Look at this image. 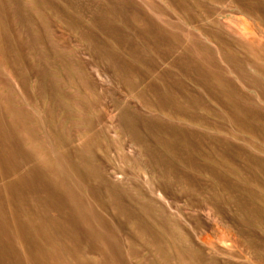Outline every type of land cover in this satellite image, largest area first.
Here are the masks:
<instances>
[{
  "label": "rangeland",
  "instance_id": "374dc122",
  "mask_svg": "<svg viewBox=\"0 0 264 264\" xmlns=\"http://www.w3.org/2000/svg\"><path fill=\"white\" fill-rule=\"evenodd\" d=\"M0 264H264V0H0Z\"/></svg>",
  "mask_w": 264,
  "mask_h": 264
}]
</instances>
